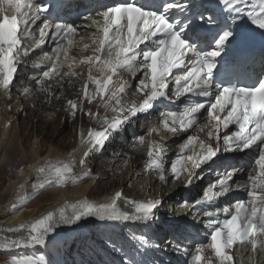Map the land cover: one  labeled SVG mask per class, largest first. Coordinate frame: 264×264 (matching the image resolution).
<instances>
[{
    "label": "snow or ice",
    "instance_id": "obj_1",
    "mask_svg": "<svg viewBox=\"0 0 264 264\" xmlns=\"http://www.w3.org/2000/svg\"><path fill=\"white\" fill-rule=\"evenodd\" d=\"M219 3L224 5L232 23L246 18L264 30V0H219ZM191 6L192 0H120L94 16L82 17L87 22L83 28L95 46L83 43L79 48L85 33L75 24H50L47 14L51 9L47 4L40 0H0V94L11 99V86L23 58L43 49L48 39L55 46L51 53L43 52L41 60L34 65L42 69L39 78L33 76L36 91L47 93L49 99H59L51 91L53 85L45 86V81H55L62 87L65 81L71 85L75 79L86 76L79 100L68 99L66 105L73 119L79 112L100 125L99 130L89 128L86 133L83 130L78 133L80 146L85 148L78 163L84 171L74 174L75 153L67 161L46 160L36 168L37 179L31 183L36 194L50 187H64L69 182L75 185L89 177L87 159L93 151L103 150L113 134L123 131L140 114L147 119L158 101L168 100L173 104L180 101L182 108L160 111L158 124L147 129L148 137L155 134L161 141H148L144 167L158 172L161 182H168L165 172L169 169L164 164L167 149L162 143V132L175 136L191 130L176 159L170 163L173 179L179 181L183 177L186 188L199 178L203 166H212L222 149L245 156L251 152L245 165L225 168L202 190L201 196L185 199L181 207L189 211L198 209L207 217L204 221L207 238L195 245L192 264H237L234 250L245 251L249 264H258L257 258L264 255V79L243 85L228 82L223 75L217 79L214 72L217 58L239 34L228 18L221 21L200 14V24H194L191 17L184 23L173 19L176 11L187 13ZM42 16L43 21L37 25ZM212 25L215 27H207ZM190 32L195 39L190 38ZM201 32L205 33L203 38ZM77 36L79 41L74 39ZM74 48L81 52L90 49L91 54L71 56ZM76 68L81 71H75ZM137 72L141 76L133 92L141 99L129 101L127 98L133 93L128 90L125 75L131 77ZM32 92L30 87L21 90L25 97ZM182 97L185 99L181 100ZM85 104H94L96 110L86 108ZM230 125L234 130L221 135V130L229 129ZM136 141L143 146L145 135L136 137ZM19 171L22 173L23 169ZM240 172L247 173L243 182L237 179ZM28 183L24 181L18 186L17 204L11 206L13 211L22 210L34 198L20 194ZM233 190L245 193L247 198L220 207V198ZM121 200L123 193L117 191L99 204L87 200L65 204L32 222L5 228L6 233L23 235L16 238L6 235L0 246L9 249L44 244L58 225H76L86 217L150 221L156 218L162 205L160 200L143 203L124 200L133 207L130 214L118 207ZM67 208L72 209L70 214ZM206 252L211 255H205ZM15 264L37 262L17 259Z\"/></svg>",
    "mask_w": 264,
    "mask_h": 264
},
{
    "label": "bare ground",
    "instance_id": "obj_2",
    "mask_svg": "<svg viewBox=\"0 0 264 264\" xmlns=\"http://www.w3.org/2000/svg\"><path fill=\"white\" fill-rule=\"evenodd\" d=\"M85 43H88L90 47H94L95 45H92L91 41H86ZM90 49L88 51H83L81 54L83 56L89 55ZM86 68V66H85ZM77 72L81 71V68L78 70H75ZM83 78H86V76H82L78 79H75L71 85L65 81L63 86L56 84L55 82H45V86L48 84H52L53 87L51 91L56 95L59 96V99H49L47 93L36 91L37 85L35 84L34 80L32 78H24L21 77L18 79V84L13 85L11 87V93L16 92V99L14 100L13 96L11 95L12 100L5 99L2 94H0V172H2L3 176V188L0 189V234H6L4 231L7 227H15L18 226L21 223H28L32 222L35 219L45 215L49 211H56L63 207L65 204H75L77 202H82L87 200L86 194H96L93 198V200H87L90 203L99 204L101 200V196L103 194H106L107 192H111L114 190H118L123 193V196L132 197V198H143L145 196L149 197H159L161 199L162 192H166L165 194H171L172 190H167L164 187H161L160 190L157 189L158 185L151 184V181L148 183H144L141 181H137L135 186H132L131 182L133 179H136V176L138 174V171L135 173L137 167L135 166V163L138 162L140 159L130 158L127 160V168L123 169L122 172L119 174L117 180L115 179V176H117V172L119 171V164H118V158H108L106 161H96L93 164L90 165V167L95 168V173H92L89 178H83L79 183L73 185L70 182L64 186V187H50L44 192L45 194L42 196L44 198H48L44 204L41 205L42 208H44L45 212L41 216L28 218L27 221L22 222L24 219L25 213L28 214H34L37 212V210H40L42 208H35L32 210H29L30 207H23L20 211H13L10 201H14V204H17V195H18V186L24 182L28 181L29 183L26 185L25 190L23 193H20L21 195H26L28 197H34L36 192L31 188V183L35 182L37 179L36 174V168L43 165L46 160L51 161H62L64 159V153L61 150L64 148V146H69V149L72 150V153L74 152V145L79 140V137H77V132L79 133L81 130L84 131V128L86 127H94V124L97 128H99V124L93 120H91L87 116H82L81 113H77L75 119H73L69 113L66 111V103L68 99L73 100H79L80 96V88H81V80ZM129 87L131 86L130 90L134 89V85H132L130 82ZM24 87H30L33 89L32 94L29 96H23L21 94V90ZM19 89V90H18ZM138 98H141L137 94ZM24 101V99H27ZM32 99V100H31ZM129 101H132L134 99L129 96L127 98ZM50 102V104H49ZM11 103V104H10ZM10 104V106H8ZM28 104L31 105L32 108L28 109V113L25 114V110H27ZM52 104H55L56 106L62 104L60 111L55 109H48L47 105L52 106ZM43 105V106H42ZM86 108H92L93 111H95L93 105H87L85 104ZM9 108L11 110H9ZM11 113L9 116L7 115L8 111ZM65 115V119L64 116ZM110 116V115H109ZM63 117V122L61 121V118ZM19 119V121H17ZM21 120V121H20ZM137 123L141 122L143 120L142 115H138L137 117L133 118ZM7 121V125H10L9 127H4L3 123ZM59 123V124H58ZM41 124V131L38 130V126ZM26 129H32V130H38L37 135L38 138L36 142L34 143V148L30 149L28 151L29 153V163L27 162V165L23 167V172L17 171V157H20L19 160L22 158V160L25 159V156H23V148L21 145V142L18 138L22 134L21 128ZM13 128V131H11V134L9 135V132ZM67 129H74L75 133L71 137L68 134H64L63 130ZM28 131V130H27ZM71 131V130H70ZM26 133V132H25ZM31 135V134H30ZM39 137H46L47 139V150L43 148L40 149L39 147ZM35 138V137H34ZM46 141V140H45ZM106 146H109L108 148ZM105 146V148L102 150L103 155L111 156L113 153V150H116L117 147L114 146L113 143H108ZM67 149V148H66ZM117 153V151L115 152ZM102 155L99 152H92L90 157ZM121 155V154H120ZM89 158L86 162V169H88ZM106 170H101L102 168H105ZM17 169V170H16ZM20 170V169H19ZM84 169L82 168H75L74 174L79 175ZM116 173V174H115ZM113 174V175H112ZM107 175H109V180L107 183L100 184V180L102 178H105ZM112 175V176H111ZM85 181V183H83ZM135 181V180H134ZM146 182V181H145ZM83 183V184H81ZM100 184L98 187L97 184ZM137 185V186H136ZM148 185V189H146ZM90 187H92L90 189ZM137 188V189H136ZM140 189V190H139ZM40 192V193H41ZM101 194V195H100ZM163 194V195H165ZM167 197H164V201H166ZM168 199V198H167ZM4 205V206H3ZM37 209V210H36ZM72 209L67 208L66 212L69 214L71 213ZM29 216V215H28ZM27 216V217H28ZM99 220V221H97ZM80 222H85V224L91 225L92 228H97L102 231V224L101 220L96 217H86ZM79 223V222H78ZM74 225H58L57 228L49 234V237H46L45 243L40 245H30L31 247L39 246V248H42V253L46 255L47 258H53L55 251L59 250V244L56 241V235H59L60 232H64L67 230H70L73 228ZM142 234L145 233L144 230L140 231ZM11 238H16L17 236L23 235V233H15L11 234L8 233ZM158 235L155 234L154 237H157ZM1 238V237H0ZM2 240V238H1ZM0 240V242H2ZM4 249L2 246H0V250ZM17 249V248H16ZM18 249L25 250L26 246L18 247ZM166 249V246L162 247V251ZM9 251V250H8ZM21 253V252H20ZM109 257V255H107ZM100 258V257H99ZM106 258V257H105ZM42 264H46V262H42ZM55 264V263H50Z\"/></svg>",
    "mask_w": 264,
    "mask_h": 264
},
{
    "label": "rangeland",
    "instance_id": "obj_3",
    "mask_svg": "<svg viewBox=\"0 0 264 264\" xmlns=\"http://www.w3.org/2000/svg\"><path fill=\"white\" fill-rule=\"evenodd\" d=\"M19 90V89H18ZM30 96V95H29ZM26 100H28V98L27 99H24V101H26ZM32 100V99H31ZM49 104H50V102H49ZM43 106V105H42ZM60 106H62V104H60V105H58V106H56L55 104H52V106H50V105H47V108L48 109H55L56 108V110H59L60 111V109H61V107ZM32 108L31 107V105L30 104H28V107H27V110H25L24 112H25V114H27L29 111H28V109H30V108ZM6 111H8V109L6 110ZM8 114L10 115L11 113H9V111H8ZM64 117V119H65V115L63 116ZM63 117L61 118V121L63 122ZM17 121H19V119H17ZM21 121V120H20ZM59 124V123H58ZM41 124H39V126H38V130L39 131H41ZM21 130H22V134L20 135V136H18V138H19V140H20V142H21V145H22V150H23V156H25V159L24 160H22V158L19 160V158L20 157H17V164H18V167H17V171H19V169H23V167H25L26 165H27V162L29 163L30 161H29V153H28V151L30 150V149H32L33 148V146H31V148L30 149H28L29 148V145H30V139L33 137H35L34 138V141L35 140H37V138H38V136H36L37 135V132H38V130H36V128H35V130H32V129H29V128H26V129H24V127L23 128H21ZM28 130V131H27ZM71 130V131H70ZM70 130H67V129H64L63 130V133L64 134H68V135H70L71 137L73 136V134H74V129H70ZM11 131H13V128H11V130H10V132H9V135L11 134ZM26 132V133H25ZM31 134V135H30ZM38 134H39V132H38ZM10 137H12V134H11V136ZM39 147H41V148H44V149H46L47 150V139H46V137H44V138H42V137H39ZM46 140V141H45ZM26 147V148H25ZM25 148V149H24ZM69 148V146H64V148L61 150L62 152H64V151H66L67 149ZM97 159H91V161H90V163L91 164H93L95 161H96ZM107 160V159H106ZM26 164V165H25ZM101 170H106V167L105 168H101L100 169V171ZM95 171V168H92L91 167V172L92 173H95L94 172ZM116 174V173H115ZM113 175V174H112ZM111 175V176H112ZM117 175V174H116ZM109 175H107L105 178H102L103 180H100V184H104V183H107V181L109 180V177H108ZM118 176H119V174L117 175V176H115V179L117 180V178H118ZM90 177V176H89ZM3 176H2V172H0V189H2L3 188ZM86 178H88V177H86ZM107 178V179H106ZM97 184V186H94V187H98V186H100V184ZM92 187H90V189H91ZM137 189V188H136ZM140 190V189H139ZM1 191V190H0ZM100 191H98V192H96V194L97 193H99ZM45 193L44 192H41L40 194H37V195H35L34 196V198H31L30 199V202H28L27 204H26V206L27 207H30V209L29 210H32V209H35V208H42L41 207V205L42 204H44L45 202H46V200H48V198H44V197H42L43 195H44ZM91 196H93V195H91ZM33 197V196H32ZM34 199H37V200H35L34 201ZM91 200H93V198L91 199ZM90 200V201H91ZM11 203H10V205L12 206L13 204H14V201H10ZM34 202V203H33ZM4 206V205H3ZM25 206V207H26ZM37 210V209H36ZM43 212H45V210H44V208H42V209H40V210H37V212H35L34 214H28V213H25V215H24V219L22 220V222H25V221H27L28 220V218H31V217H33V215L35 216V217H38V216H41L42 214H43ZM29 215V216H28ZM28 216V217H27ZM9 236V234L8 233H6V234H0V237L2 238V240H3V237L4 236ZM1 238H0V240H1ZM1 240V241H2ZM91 243H92V245H98V244H102V245H104V246H107L108 245V242L107 241H100V238L99 237H94L93 239H90L89 241H88V243H83V244H81V248H82V250H85V249H87L86 248V245H88V246H91ZM17 247H12V248H9V249H1L0 250V264H15V260H17V259H31V260H34V261H36L37 262V264H42V259H40V257L39 256H41V254L39 253V247H31L30 245H27L26 246V249L25 250H22V249H16ZM92 249H94V248H92ZM9 250V251H8ZM40 250L42 251V248H40ZM21 252V253H20ZM43 252V251H42Z\"/></svg>",
    "mask_w": 264,
    "mask_h": 264
}]
</instances>
